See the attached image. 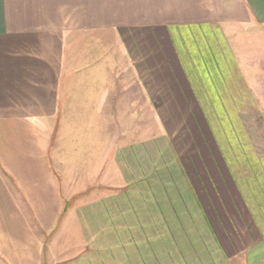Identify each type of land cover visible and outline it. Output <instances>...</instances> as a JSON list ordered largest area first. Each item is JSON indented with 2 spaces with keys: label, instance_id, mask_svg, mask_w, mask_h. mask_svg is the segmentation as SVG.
Masks as SVG:
<instances>
[{
  "label": "crops",
  "instance_id": "obj_1",
  "mask_svg": "<svg viewBox=\"0 0 264 264\" xmlns=\"http://www.w3.org/2000/svg\"><path fill=\"white\" fill-rule=\"evenodd\" d=\"M260 31L264 0H0V147L41 145L44 130L75 146L73 131L164 115V129L189 134L213 250L228 264H264V141L247 125L264 113L245 101L264 98L253 85L264 69L253 79L259 67L246 59ZM2 165L0 178H25Z\"/></svg>",
  "mask_w": 264,
  "mask_h": 264
},
{
  "label": "rangeland",
  "instance_id": "obj_2",
  "mask_svg": "<svg viewBox=\"0 0 264 264\" xmlns=\"http://www.w3.org/2000/svg\"><path fill=\"white\" fill-rule=\"evenodd\" d=\"M253 33L255 45L247 40L246 59L259 67L252 74L256 79L264 69L257 50L264 46V32ZM253 85L264 90L260 78ZM245 101H255L264 113L263 97ZM163 118L128 113L122 123L109 122L111 129H86L81 136L73 131L75 146L65 135L44 130L41 145L0 147V169L3 163L25 177L0 178V264H125L132 252L150 264H182L181 258L188 264H228L213 250L207 211L196 203L200 180L194 161H187L189 134L164 129ZM254 120L262 124L264 114L247 117L254 139L264 141V127ZM205 188L204 198L213 203Z\"/></svg>",
  "mask_w": 264,
  "mask_h": 264
}]
</instances>
